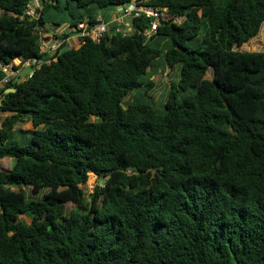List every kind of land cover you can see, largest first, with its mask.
I'll return each instance as SVG.
<instances>
[{"label": "trees", "instance_id": "16d2710c", "mask_svg": "<svg viewBox=\"0 0 264 264\" xmlns=\"http://www.w3.org/2000/svg\"><path fill=\"white\" fill-rule=\"evenodd\" d=\"M35 1L0 0V62L43 61L0 90V264H264V51L236 49L264 0H149L151 39L142 17L79 48L131 0ZM41 38L66 41L56 61ZM159 62L178 76L156 108Z\"/></svg>", "mask_w": 264, "mask_h": 264}, {"label": "built area", "instance_id": "2783aa9c", "mask_svg": "<svg viewBox=\"0 0 264 264\" xmlns=\"http://www.w3.org/2000/svg\"><path fill=\"white\" fill-rule=\"evenodd\" d=\"M149 0H131V2L126 6H121L113 11V16L108 21H103L102 17L97 19V22L90 24L87 21L80 23L74 31L76 34L67 40L70 43L71 39L75 38L77 45L80 47L85 43L86 38H90L95 42H99L106 34L111 33V25L115 24L117 26L116 32L126 34L132 30L130 22L128 20L134 18L145 17L150 20V28L143 32L147 39H151L161 25V18H166L167 10L165 8H155L148 4ZM36 7L39 6V0L35 1ZM28 15L35 14V8L29 6L26 10ZM142 33V31H139ZM66 42L62 39H55L53 41H48L41 38V55L51 56L52 59L47 60V63L51 61H56L55 54L60 49L62 44ZM42 59L31 58L26 61L22 59H15L11 63L0 62V89H4L11 82H18L20 73L24 68H31L30 73L26 76L30 78L34 72L40 67ZM1 106V98H0Z\"/></svg>", "mask_w": 264, "mask_h": 264}, {"label": "rangeland", "instance_id": "374dc122", "mask_svg": "<svg viewBox=\"0 0 264 264\" xmlns=\"http://www.w3.org/2000/svg\"><path fill=\"white\" fill-rule=\"evenodd\" d=\"M104 13L106 18L110 17L112 18L113 12L110 11H103L100 12ZM169 16H166V19H168ZM183 18H178L176 21L181 22ZM49 25H46V28H48ZM239 51L243 52H262L264 51V23L261 28L260 33L253 39H251L248 43L244 44L240 48H236ZM31 68H24L21 72V76L19 79H24L29 73ZM151 76L149 78V81L153 83V89L148 95V99L151 101V103L156 108L162 107L164 102L166 101L167 93L170 90L171 85L173 82L177 81V74L178 70H171L170 68H167L162 62L157 63V66H155L154 70H150ZM208 78H212V75L209 74ZM143 91L134 93L131 98H127V101H131L135 98H144L147 99L143 95ZM14 164V161L10 158L0 159V170L1 169H12ZM98 179L95 175L91 174L86 185L82 186V189L86 195L87 198L90 197L94 193V189L98 185ZM46 191V190H45ZM66 206L68 209H72L74 207L73 203H67Z\"/></svg>", "mask_w": 264, "mask_h": 264}, {"label": "crops", "instance_id": "0c3cea01", "mask_svg": "<svg viewBox=\"0 0 264 264\" xmlns=\"http://www.w3.org/2000/svg\"><path fill=\"white\" fill-rule=\"evenodd\" d=\"M99 17H101L100 15H99ZM73 41H75V42H73ZM71 47H75V48H79V46L77 45V42H76V40H72V46ZM20 76H21V73H20ZM20 78V77H19ZM27 79V77H25L24 79H19L18 80V82H22V81H24V80H26ZM0 90H2V89H0ZM1 98V97H0ZM8 116V114H4V113H0V127H1V123H2V121L6 118Z\"/></svg>", "mask_w": 264, "mask_h": 264}, {"label": "water", "instance_id": "95a60500", "mask_svg": "<svg viewBox=\"0 0 264 264\" xmlns=\"http://www.w3.org/2000/svg\"><path fill=\"white\" fill-rule=\"evenodd\" d=\"M17 91L16 87H9L5 90L4 94H10V93H15ZM1 97V95H0Z\"/></svg>", "mask_w": 264, "mask_h": 264}]
</instances>
